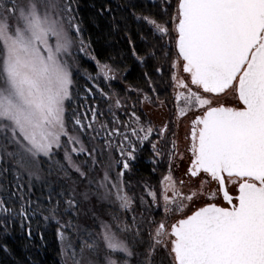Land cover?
Wrapping results in <instances>:
<instances>
[{
    "label": "snow or ice",
    "instance_id": "obj_1",
    "mask_svg": "<svg viewBox=\"0 0 264 264\" xmlns=\"http://www.w3.org/2000/svg\"><path fill=\"white\" fill-rule=\"evenodd\" d=\"M75 3L0 0V236L19 219L31 239L39 216L55 225L61 264H264V0H153L156 12L136 16L152 38L136 58L155 60L162 79L167 72L176 102L175 121L159 129L137 115L136 104L129 114L118 92L98 85L74 92L73 48L91 49ZM89 58L99 69L89 80L116 79L111 64ZM97 95L106 108L89 102ZM143 102L154 103L147 94ZM189 114L181 151L179 128ZM170 125L168 174L159 192L145 185L162 218L133 215L129 222L117 211L89 208L95 197L133 211L137 197L124 176L145 142L158 163ZM61 150L63 162L55 158ZM177 161H186V179L172 175ZM98 165L103 177L94 181ZM54 171L65 181L59 191L47 180ZM37 183L47 194L33 200ZM139 201L145 204L143 195ZM0 250L7 253V244Z\"/></svg>",
    "mask_w": 264,
    "mask_h": 264
},
{
    "label": "rangeland",
    "instance_id": "obj_2",
    "mask_svg": "<svg viewBox=\"0 0 264 264\" xmlns=\"http://www.w3.org/2000/svg\"><path fill=\"white\" fill-rule=\"evenodd\" d=\"M150 1H151L150 3L153 5V0H150ZM173 4H175L174 1H173ZM153 8L154 10H156L155 7ZM83 37H84L85 43L86 44L89 43V41L85 38L84 33H83ZM137 48H138V51L139 49L141 50L139 51L140 55H144L146 53L144 52L146 49L145 48L142 49L140 47V43L138 42H137ZM78 49H79V44L77 42L73 48L74 59L70 60V64H71V68L73 72V79L75 82L74 88H75L76 83L80 81L78 84L79 86L77 85L78 89L77 90L73 89L74 92H79L81 95H83L85 88L94 87L95 85H98L100 88L102 89L104 88L105 90L104 89L103 90L105 92L115 91L119 93L118 87L115 85H118V84L122 85V83L124 86L129 85V84L124 83L126 80L125 78L126 76L124 75V73L117 71V69L111 63L109 64H111L113 68L116 69L114 73L116 76V79L112 80V82L116 81L114 85L113 83L112 84L110 83V85L112 86H108L109 81H105L103 78H100L98 80H89L88 79L89 75L95 77L97 72L99 71V69L96 66V61L89 58L90 56H95L93 52V48L91 46V49L88 50L87 55L85 53L79 52ZM100 63L103 64L104 62H100ZM146 64H147V60L143 63V65H146ZM145 77H146L145 75H142V78H140L141 82L144 83V85L140 84L142 88L139 90H142V92L137 93L135 91H131V89H127L128 92L127 93L125 92L124 95L120 93L119 94L122 98L127 97V104L129 106V114L132 110L131 105L136 104L137 115H140L141 119L144 121L150 120L152 124L154 125V127L156 129H159L165 123H168L170 119L173 121H175L176 119L175 109L173 108V104L176 103L173 98V90L171 87L168 86L167 82L169 80V77H168L167 72L165 73L163 79L160 77L159 74H156L155 76L150 75L151 80H152L151 87L149 86V83H147L148 80L145 82ZM129 80L132 81L133 79L129 78ZM81 86H82L83 91L80 92ZM83 86H85L84 89H83ZM152 88H155L156 91L153 92ZM132 94H136V95H132ZM144 94H147L150 97H152L154 103L149 104L147 102H143ZM157 96L159 97L158 101L156 100ZM159 101H164L163 106L160 105ZM89 102L99 104L101 109L106 108L104 99L100 97L99 95L96 96L95 100H92L90 98ZM75 106H76V102L73 101L69 107V111H71V108ZM119 115L122 120L128 119V116L125 115L123 112L119 113ZM192 118L193 117L191 116V114H189L188 118L183 120V123L181 124L179 128V145H180L181 151H184L188 146L187 141H185L184 139V136L190 130V121ZM169 127H170V131L168 134H166V138L164 140H161L160 144L158 145L161 148V152H162V155L160 157H155L158 163L156 164L153 163V152H152L151 144H149L148 142H145L142 146H140V149L137 152V160L132 162L133 163L132 171L130 173H126L124 176V180L127 182V191L129 192V195H135L137 197L133 205V211L125 213L119 210L115 206L109 207L107 204L102 205V202L95 199L94 197L92 200V204H89L88 207L92 208L94 205L95 208L98 210L103 207V210L105 212L117 211L123 218L127 219L129 222L131 221V217L133 215H135L138 220L140 216L142 215L145 218V221L151 219L152 217H154L157 221H159L163 215L162 210L156 209L155 206L152 205L151 203L152 198L146 194L145 185H149L151 186L153 190L159 192L161 189L160 182L162 178L168 174L169 168H168L167 153L171 147V144H170V141L172 139L171 132L175 130L173 125H170ZM150 139H152L153 141H156L158 139L155 132L152 134ZM85 143H87V138H85ZM59 154L61 156L58 159L61 160V162H63V151L61 150ZM115 155L118 158V153H116ZM73 158L76 161V163H80L84 159V157H82V159H78L75 156ZM139 161L140 162L147 161V163L149 164L147 171H138V173L135 172V168L136 166H138ZM176 163H180L179 168L176 167ZM186 167H187L186 161L185 162H178V161L174 162L173 169H172V175L176 177V179L178 180L186 179V177H184V169ZM154 168H155V171H153ZM117 171H119L118 168L113 169L111 171L110 175L112 179H115ZM134 172L139 176V179H137L134 176L135 174ZM71 174L72 173H70V175ZM52 175L56 176V178L51 180L50 182L51 187L53 188L54 191H59L60 185L62 184L59 180L61 181L64 180L63 174L61 173L57 175L56 172L54 171ZM52 175L49 176L50 179H52L51 178ZM93 177L95 180L101 179L103 177V172L101 171V168L99 165L97 166L96 171L93 174ZM232 191H233V194H235V190L233 189ZM141 195L144 196V200H145V204L143 205L139 201V197ZM18 220L19 219H16L9 223L8 227H9L10 235L0 236V245L6 243L8 246V242L11 243V240H10L12 239L11 234L13 233V231L18 232V226L21 227V224L18 222ZM48 230H51V229L49 228ZM8 249L9 251L7 253H5L3 250H0V264H35L34 262L37 259L38 252L35 251L34 249H31V253L32 252L33 253L29 254L32 260L30 262L25 260L24 254L22 253L19 254V252H17V256L19 255V258H17L14 254H11V251H10L11 248L8 247ZM159 258L160 257L158 256L157 259Z\"/></svg>",
    "mask_w": 264,
    "mask_h": 264
},
{
    "label": "trees",
    "instance_id": "obj_3",
    "mask_svg": "<svg viewBox=\"0 0 264 264\" xmlns=\"http://www.w3.org/2000/svg\"><path fill=\"white\" fill-rule=\"evenodd\" d=\"M173 1L175 2V0ZM150 2V0H76L74 5L78 9V16L84 20V36L91 43L97 60L113 64L117 71L124 73L126 76L124 83L129 84L128 86H124L123 83V86L120 84L115 85L122 95L128 92L127 89H141L142 87L140 84L144 85V83L141 82L140 78H142V75H145V73L149 76H155L157 74L154 72V67L157 63L155 60L147 59V64L143 65V63L136 58L137 56L144 57L146 55V53L140 55L139 51L141 50L139 49L138 51L137 42L140 43L142 49H146L144 52L148 51L149 44L151 43L152 38L150 29L143 21H138L136 19L138 15H149L157 11V9L154 10ZM102 8L111 9V12L104 11L103 15H100V10ZM133 49H135L136 55H133ZM129 78L133 80L131 81ZM146 81L147 79L145 77V82ZM79 82L80 81L76 83L75 90L78 89ZM110 83L114 85L116 81H109L108 86H112ZM84 87L85 86H83V89ZM81 91H83L82 86L80 92ZM60 156L61 155L58 154L56 159L60 158ZM78 159H82V157ZM148 165L147 161H139L138 166L135 168V172L147 171ZM136 173L134 176L139 179ZM71 176L72 179L78 180L75 173H72ZM51 178L52 179H50L49 176L47 177L49 183L56 178V176L52 175ZM9 179L12 178L9 177ZM26 180L27 178L25 177V182ZM93 180L95 181L94 177ZM59 181L65 183L64 180ZM86 184L87 181L80 185L81 189L86 187ZM42 193L44 195L47 194V185L41 186L37 183L32 190V199L35 200L37 197L43 199ZM18 222L21 224L20 220H18ZM31 226V239L28 238L26 229H22L18 226V232L13 231L11 234L12 239H10L11 243L8 242V247L11 248V254L19 258L17 252H19V254L22 253L24 254L25 260L30 262L32 260L29 254H32L33 252L31 253V249H34L38 252L37 259L34 262L35 264H61L60 245L55 235V225L51 223L45 225L40 217L37 216L32 220ZM49 228L51 230H48ZM41 233H43L44 236L43 240L40 238Z\"/></svg>",
    "mask_w": 264,
    "mask_h": 264
}]
</instances>
